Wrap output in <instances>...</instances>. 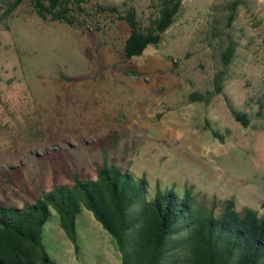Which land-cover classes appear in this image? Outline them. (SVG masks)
Segmentation results:
<instances>
[{"label":"rangeland","instance_id":"obj_1","mask_svg":"<svg viewBox=\"0 0 264 264\" xmlns=\"http://www.w3.org/2000/svg\"><path fill=\"white\" fill-rule=\"evenodd\" d=\"M180 1L161 41L125 59V11L146 25L158 0H82L71 7L77 27L41 19L29 0H0L1 201L21 206L54 179L71 184L67 170L95 177L106 164L145 177L148 198L192 186L216 198V212L232 199L264 214V0ZM196 91L212 92L209 101H187ZM80 209L76 256L50 208L42 230L50 257L120 264L113 239Z\"/></svg>","mask_w":264,"mask_h":264},{"label":"trees","instance_id":"obj_2","mask_svg":"<svg viewBox=\"0 0 264 264\" xmlns=\"http://www.w3.org/2000/svg\"><path fill=\"white\" fill-rule=\"evenodd\" d=\"M22 0H15V4ZM82 0H29L43 20L77 27L71 7ZM180 0H158L156 14L142 25L134 10L123 15L128 33L122 56H139L149 45H157L180 11ZM233 9L235 8L233 4ZM234 48L222 52L225 60ZM216 90L220 92L218 77ZM212 92H190L186 100L206 104ZM229 108L235 120L249 123L245 112ZM204 128L213 138L222 134L209 121ZM71 184L57 183L39 193L28 191L31 201L19 206L0 200V264H57L47 252L42 230L50 208L79 255L76 217L83 205L113 239L120 264H264V214L251 207L237 208L224 200L207 202L192 186L183 194L173 189H156L148 198V182L115 165H96V176L67 170ZM4 179H2L3 182ZM39 187V186H38ZM39 189V188H38Z\"/></svg>","mask_w":264,"mask_h":264}]
</instances>
